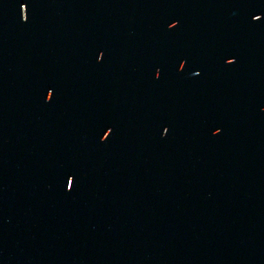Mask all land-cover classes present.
<instances>
[{"label": "water", "instance_id": "obj_1", "mask_svg": "<svg viewBox=\"0 0 264 264\" xmlns=\"http://www.w3.org/2000/svg\"><path fill=\"white\" fill-rule=\"evenodd\" d=\"M0 264H264V0H0Z\"/></svg>", "mask_w": 264, "mask_h": 264}]
</instances>
